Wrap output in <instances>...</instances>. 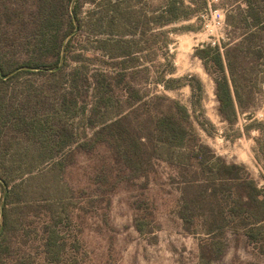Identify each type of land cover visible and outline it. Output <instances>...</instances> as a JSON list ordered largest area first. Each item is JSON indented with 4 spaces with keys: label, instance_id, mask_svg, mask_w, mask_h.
<instances>
[{
    "label": "rangeland",
    "instance_id": "obj_1",
    "mask_svg": "<svg viewBox=\"0 0 264 264\" xmlns=\"http://www.w3.org/2000/svg\"><path fill=\"white\" fill-rule=\"evenodd\" d=\"M168 1L0 0V264H198V235L179 216L175 166L154 158L132 172L114 140L93 135L105 124L103 105L112 118L137 95L186 105L201 141L264 188V82L252 85L248 68L255 48L246 51L245 41L234 66L254 101L233 126L217 110L221 73L196 53L244 40L246 29L225 20L239 2L181 0L186 18L164 24ZM254 30L251 44L264 52V27ZM225 242L215 264H264L243 232L228 229Z\"/></svg>",
    "mask_w": 264,
    "mask_h": 264
},
{
    "label": "trees",
    "instance_id": "obj_2",
    "mask_svg": "<svg viewBox=\"0 0 264 264\" xmlns=\"http://www.w3.org/2000/svg\"><path fill=\"white\" fill-rule=\"evenodd\" d=\"M236 2H239L237 11L234 14L226 12L225 20L229 26L246 29L243 33L244 40L231 48H226L224 42V52L219 42L214 47L207 45L196 49V53L207 65V70L210 71L208 64L212 63L221 73L215 78L217 110L230 126L236 124L239 110L244 109L245 103L254 101V97L249 94L253 90L245 95L241 93L234 70L242 51L245 52V41H250L246 51L250 47H254L256 51L252 57L254 63L248 67L252 85L264 82V76H260L264 72V66H261L264 65V62L261 63L264 59L263 48L251 44V38L256 34L254 29L264 27V0ZM242 3L245 4L244 8ZM185 13L181 0H169L161 14V21L169 24L186 18ZM128 54L126 52L122 56ZM225 61L230 77L225 74ZM81 68L82 66L74 70ZM121 69L120 75L126 76L128 66L122 65ZM80 74L82 81L89 83L91 75L88 76L87 72ZM96 76L97 73L92 74V77ZM107 77L112 84L114 75L109 74ZM161 81L166 88H170L166 81ZM95 83L98 85L101 82L97 79ZM190 86L194 94L195 86ZM197 88L201 89V85L198 84ZM200 101V98L192 101L195 109L201 107ZM102 109V123L105 124L93 135L114 140V153L123 159L132 172L151 166L154 158L164 159L177 169L182 179L179 216L184 230L198 235V264H215L223 255L228 229L243 232L248 241L264 254V188L259 187L244 165L217 156L209 145L201 141L186 105L165 95H153L145 101L142 96L137 95L130 100L126 111L114 110L112 118H107L112 111L108 105H103ZM252 114L250 112L248 117ZM202 116L203 120L197 122L207 130L208 125L212 127V123L203 114ZM132 122L135 124L132 125ZM248 128L246 125V129ZM260 128L262 127L258 124L257 129ZM261 147L264 151V146Z\"/></svg>",
    "mask_w": 264,
    "mask_h": 264
},
{
    "label": "water",
    "instance_id": "obj_3",
    "mask_svg": "<svg viewBox=\"0 0 264 264\" xmlns=\"http://www.w3.org/2000/svg\"><path fill=\"white\" fill-rule=\"evenodd\" d=\"M2 76H4V75H2Z\"/></svg>",
    "mask_w": 264,
    "mask_h": 264
}]
</instances>
